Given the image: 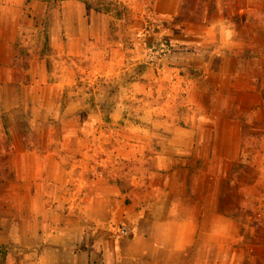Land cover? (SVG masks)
Segmentation results:
<instances>
[{"label":"crops","instance_id":"1","mask_svg":"<svg viewBox=\"0 0 264 264\" xmlns=\"http://www.w3.org/2000/svg\"><path fill=\"white\" fill-rule=\"evenodd\" d=\"M124 2L139 16V0ZM179 5L155 0L154 9L175 13ZM28 11L64 24L70 53L84 56L88 49L78 46L87 38L91 44L101 14L83 0H0L5 264H241L240 219L224 210V178L241 152V121L228 111L240 105L232 79L239 56L189 49L217 24H181L189 32L170 38L173 50L161 66L136 72L114 99L98 85L95 94L104 100L65 112L70 105L60 98L77 83L75 59H55L30 84L19 78L13 47ZM90 56L96 62L89 79L105 81L130 68L121 53ZM193 67L200 75L191 74ZM12 86L33 99L11 101ZM151 92L167 100L149 103ZM223 92L229 95L221 106ZM180 101L192 111L174 113ZM123 226L128 235H117Z\"/></svg>","mask_w":264,"mask_h":264},{"label":"rangeland","instance_id":"2","mask_svg":"<svg viewBox=\"0 0 264 264\" xmlns=\"http://www.w3.org/2000/svg\"><path fill=\"white\" fill-rule=\"evenodd\" d=\"M115 2L86 0L89 8L101 11L96 20V32L94 30L93 37H89L91 44H88L87 38L84 44L78 46V49L87 48L88 56L70 53L64 24H51L50 14L41 18L28 11L25 24L18 26L17 41L13 47L19 78L24 84H30L32 78L44 74L45 68L52 70L55 59L61 60V64L75 59L77 83L64 87L60 99L64 106L70 105L65 112L78 105H85L87 109L97 104L99 98L104 100L102 95H97V90L95 94L98 85L110 89L114 99L136 72L161 66L163 61L160 59L173 50L170 38H182L189 32L188 29L183 30L181 24H217L213 31H209L211 35L204 37L203 43H191L193 48L189 49H200L206 54L219 52L239 56L235 70L237 75H233L232 79L239 83L241 89L233 94L240 105H229L228 111L241 121V152L239 159L233 163L232 171L224 178V210L240 219L241 264H264V0H180L175 13H157L155 0H139V16L128 2ZM117 16L122 19H117ZM110 52L124 54L130 68L105 81L104 77L98 81L89 79L86 73L96 62L90 54L107 55ZM198 70L193 67L191 74L200 75ZM220 79L222 81L226 77ZM249 86L255 88L254 92L247 89ZM220 88L225 90L226 87ZM10 89V100L13 102L33 99L30 92L22 93L16 86ZM29 89L31 87L27 91ZM37 90L32 91L35 92L33 97L41 100L43 93ZM48 95L52 98L55 93L48 92ZM227 95L226 92L221 93V106L228 101ZM148 96L149 103L167 100L165 95L155 92ZM110 104L112 102H106V107L110 108ZM188 108L180 101L174 113L187 114L192 111Z\"/></svg>","mask_w":264,"mask_h":264},{"label":"trees","instance_id":"3","mask_svg":"<svg viewBox=\"0 0 264 264\" xmlns=\"http://www.w3.org/2000/svg\"><path fill=\"white\" fill-rule=\"evenodd\" d=\"M85 2H86V0H85ZM118 2H119V0H116L115 3H118ZM120 5H122L125 8V6L123 4H120ZM105 12H109V11L106 10ZM6 257H7V249L5 246L0 245V260H1L0 264H5Z\"/></svg>","mask_w":264,"mask_h":264},{"label":"built area","instance_id":"4","mask_svg":"<svg viewBox=\"0 0 264 264\" xmlns=\"http://www.w3.org/2000/svg\"><path fill=\"white\" fill-rule=\"evenodd\" d=\"M129 233L128 228L126 226L121 227L119 230L116 231L117 235L120 236H127Z\"/></svg>","mask_w":264,"mask_h":264}]
</instances>
